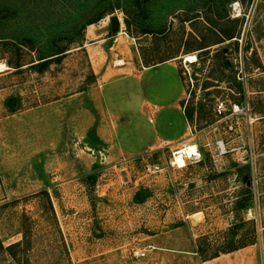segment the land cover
<instances>
[{"label": "rangeland", "instance_id": "obj_1", "mask_svg": "<svg viewBox=\"0 0 264 264\" xmlns=\"http://www.w3.org/2000/svg\"><path fill=\"white\" fill-rule=\"evenodd\" d=\"M119 1L91 23L111 41L95 62L86 21L104 2L0 0V264H264V0H169L153 33L141 32L150 5ZM219 28L236 44L215 43ZM169 56L180 101L154 78L175 76L172 64L137 78L112 68ZM185 119L201 159L166 167L168 147L150 146H175ZM216 142L225 152L213 160Z\"/></svg>", "mask_w": 264, "mask_h": 264}, {"label": "crops", "instance_id": "obj_2", "mask_svg": "<svg viewBox=\"0 0 264 264\" xmlns=\"http://www.w3.org/2000/svg\"><path fill=\"white\" fill-rule=\"evenodd\" d=\"M92 26H93L92 24H89L88 27L86 28L85 44H83V47L85 48L89 58L91 57L93 59V61L98 62L102 58L103 59L105 58L104 55H107L106 52L101 50V45L104 43L105 46H106L107 41L110 40V39L107 36H104L103 31H101L99 33L97 32L95 35L90 34V33H92L94 31V27H92ZM108 29H109V27H108ZM88 41H91V42H88ZM98 58H100V59L98 60ZM176 58L177 57H175V56H169V57L162 58L161 60H158V61H155V62H146V63L142 62L141 60H139L140 66L138 64H136V63L132 64V63H129L128 61H126L127 68L129 70H127L126 67H115V65L112 68H114L116 71H119V69H122L124 71L123 73H119V75H122V76H136L135 78H137L138 75H135V74H140L142 71L146 72V71L151 70L153 68H158V67H160L161 65H164V64H172V67L174 68V70L176 72L175 76L171 74L170 76H168L166 78V77L161 76V74H159V72H156L159 75L154 77V78H158L160 76V79L162 78L165 83L161 82V81L160 82L163 83L166 86L167 90L176 89V91H178V89H179V92L177 94V99H178V101H180L183 98V95H184V87H183V83H182V80H181V77H180L179 67H178V65H177V63L175 61ZM118 61H120V60H118ZM107 68H111V66L108 65ZM144 77H145L144 79H146L147 82H150L149 80L158 81V79H154L153 78V73L151 75H147V76L144 75ZM111 78H113V77H111ZM111 78H109L108 80H110ZM175 78H177V81L179 82L178 83L179 88H178V85L175 82ZM108 80H105L104 82H106ZM148 106H150V105H148ZM179 109L181 111V107H179ZM185 124H186V127H185L186 130L185 131H181V133L179 132V139L184 138V134L185 133L187 134L188 121L186 119H185ZM167 139L168 138L160 140V142L156 143L155 145L152 144L150 146V148L151 149L157 148V147H159V146H161L163 144L171 142L170 140H167ZM177 141H178V139H177Z\"/></svg>", "mask_w": 264, "mask_h": 264}, {"label": "trees", "instance_id": "obj_3", "mask_svg": "<svg viewBox=\"0 0 264 264\" xmlns=\"http://www.w3.org/2000/svg\"><path fill=\"white\" fill-rule=\"evenodd\" d=\"M102 2H104L105 4H107L106 8L99 11L95 16H93V18L91 19H88V21H86V24H91V23H94L95 21H97L99 18H101L102 16L106 15V14H109L111 12H113L114 9H119L121 6H120V1L119 0H114L113 2L111 0H100ZM145 2L147 5H150V6H147L145 7V13L143 14L142 17H145L146 19V23H144V25H142L141 27V32L142 33H153L155 32L154 30H157L158 28L155 27L154 29V26H156L157 24V17H155L154 19H152V15L151 14H158L159 10L161 9H164L165 8V5L164 3L166 4L167 2H169V0H135V2L139 3V2ZM209 2L210 5H213V6H216V3H217V0L212 2L211 0H188V3L190 6H192L193 8H196V4H197V7H203L201 5L202 2ZM222 1V0H220ZM225 3H227V1L229 2L230 0H224ZM248 1H251V0H248ZM191 8V9H193ZM165 10V9H164ZM216 11V10H215ZM214 11V12H215ZM126 16V15H125ZM211 16H214L213 13H210L209 15H205V18L207 20V22L211 25V26H214L215 25L217 26L218 24H221L223 25L224 24V21L220 19V21H218L220 17H217V19H213ZM126 18V17H125ZM123 20L125 26L127 27L128 24H129V21L128 19L126 18ZM216 18V17H215ZM226 20V19H225ZM237 21H240V24H241V19L238 20L237 18L234 19V20H226V22H237ZM217 22H220V23H217ZM158 26V25H157ZM218 29V28H217ZM153 30V31H152ZM219 32H220V36H219V39L215 42V43H219V42H222L224 40H228V42H233L236 44V40L234 37H236L237 35V32H233L232 29H224V28H219ZM160 33V32H158ZM236 34V35H235ZM5 40H1L0 39V42H3ZM196 43L200 44V41H195ZM207 45H202L200 46L199 48H203V47H206ZM248 47H249V42H248V39L247 40H244L242 45H241V51H247L248 50ZM62 50H59L55 53H52V54H49V55H46V56H41L38 58V60H41L42 61H45L47 59L48 56H52V55H56L57 53H60ZM144 59V58H143ZM161 60V59H159ZM158 61V60H156ZM144 62H149V60L147 59H144ZM151 62H155V61H151ZM11 62H7V66H10V67H13V68H16L18 67L19 65L17 64H13L10 65ZM186 118H188V116H186ZM188 121V120H187ZM17 243L13 242V243H10L8 245H6L4 247L5 250H8L10 249L11 247L15 246ZM0 249H3L2 245L0 244Z\"/></svg>", "mask_w": 264, "mask_h": 264}, {"label": "built area", "instance_id": "obj_4", "mask_svg": "<svg viewBox=\"0 0 264 264\" xmlns=\"http://www.w3.org/2000/svg\"><path fill=\"white\" fill-rule=\"evenodd\" d=\"M233 111H237V105L233 104ZM225 107L223 101L219 100L217 103H215L214 106V112L215 115L222 116L224 114ZM193 138V133L188 128V135L185 138H182L175 146L171 147L169 143H166L164 145H161L157 147L158 150H162L164 147H168L169 154L167 158L165 159V166L170 168H184L188 164H194L200 161L201 154L200 151L195 143L190 142V140ZM190 144V145H189ZM206 146H209V142L206 143ZM191 148V149H190ZM225 152L224 147L222 146L221 142H216L215 148H214V154L211 156L213 157V160H216V155L223 154ZM181 163V165H179ZM142 170L146 174H155L162 170V166H160L158 163L154 162H144L142 164Z\"/></svg>", "mask_w": 264, "mask_h": 264}, {"label": "water", "instance_id": "obj_5", "mask_svg": "<svg viewBox=\"0 0 264 264\" xmlns=\"http://www.w3.org/2000/svg\"><path fill=\"white\" fill-rule=\"evenodd\" d=\"M109 31L116 33L119 30V22L115 14H111L107 17ZM110 40L107 41L106 46L110 45Z\"/></svg>", "mask_w": 264, "mask_h": 264}, {"label": "bare ground", "instance_id": "obj_6", "mask_svg": "<svg viewBox=\"0 0 264 264\" xmlns=\"http://www.w3.org/2000/svg\"><path fill=\"white\" fill-rule=\"evenodd\" d=\"M237 5V4H236ZM184 58V62H193L194 61V56L193 55H186L183 57ZM121 61H117V65L120 64ZM0 68H2V65H0ZM190 145V144H189ZM191 149V148H190ZM181 165V163L179 164Z\"/></svg>", "mask_w": 264, "mask_h": 264}]
</instances>
